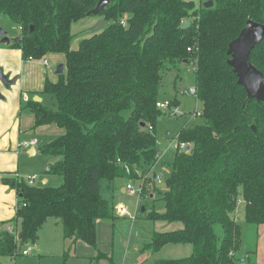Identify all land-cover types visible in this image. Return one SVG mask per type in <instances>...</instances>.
Here are the masks:
<instances>
[{"label":"trees","instance_id":"1","mask_svg":"<svg viewBox=\"0 0 264 264\" xmlns=\"http://www.w3.org/2000/svg\"><path fill=\"white\" fill-rule=\"evenodd\" d=\"M207 1L213 8H196L192 0H111L99 16L106 27L74 49L73 26L90 17L98 0H0V16L22 37L8 48L20 50L24 60L61 54L66 64L58 82L44 84L43 94L56 108L33 100L22 108L35 116L33 129L55 125L65 131L39 149L54 159L43 175L62 182L52 187L3 179L16 191L18 209L1 223L8 228L0 230V264L37 243L51 218L61 222L65 240L94 248L98 260L108 258L98 250V221L116 219L115 196L125 179L141 181V201L162 194L165 212L141 208L138 219L182 226L155 232L142 253L192 247L188 257L156 258L154 264H232L231 254L243 248L240 205L245 223L264 228V103L248 100L227 54L248 21L264 25V0ZM250 61L264 75V41ZM184 65H194L204 123L177 133L162 193L153 179L143 180L161 155L159 93L166 76ZM181 144L190 151H181Z\"/></svg>","mask_w":264,"mask_h":264},{"label":"rangeland","instance_id":"2","mask_svg":"<svg viewBox=\"0 0 264 264\" xmlns=\"http://www.w3.org/2000/svg\"><path fill=\"white\" fill-rule=\"evenodd\" d=\"M192 1L194 2V0ZM101 20H103L102 17L90 16L73 26V33L76 35V40L73 43L74 49L78 48L79 42L84 36H90L94 33V27ZM0 30L8 32V36L11 39L19 35L17 26L6 17L0 16ZM8 58L11 61L14 60V56H9ZM44 59L47 60L51 68L48 69L43 65L42 61H37V65L35 66L36 72H43L44 75L46 74L49 78H53L59 58L57 55H51ZM193 66L194 65L182 66L180 73L175 71L170 72L166 76L164 87L159 93V102L162 104L168 102L170 106L167 109L159 110L160 115L156 123V134L161 155L154 173L156 172L157 175H161L165 180L170 175V165L173 163L177 152V133L183 128H191L204 123L201 117H195L196 111H202V105L197 100L196 96L191 93L196 86V75ZM178 75L180 79L176 81ZM43 97V106L47 108H56L54 100L52 101L51 98L46 95ZM59 130L60 128L52 125L38 136V155L35 159H30V161H35L39 165L42 163L43 169L53 163L54 159L42 155L39 149L49 141L56 139ZM43 169L37 171V176L35 175L37 177L36 186L40 185L44 179H47L42 173ZM153 176L150 177V179L154 181ZM49 178L50 186H60L61 180L59 177L49 176ZM165 180L162 184L156 185V190L165 193L167 189ZM122 183L125 184L124 187H126L128 183L138 187L141 181L138 182L125 179L122 180ZM154 195V200H150L149 198L141 201L139 195L133 196L129 193L124 194L118 191L115 197V207L119 209L126 208L134 212L141 208H145L147 211L154 209L156 212H161L165 209L164 202L161 200L162 194H159L157 191ZM139 210L137 212V218L139 216ZM136 219L119 217V219L114 222L103 221L104 235L101 237V244L103 254L108 258L98 260L97 251L83 243L78 244L76 248L69 252V245L65 244L66 242L62 236L61 227L57 226V220L55 218H51L44 225L37 243L32 244L36 249L32 255L28 257L18 256L13 261L4 264H82L83 261L87 262L86 264H154L156 258L181 259L191 255L192 247L181 245L168 246V248H165L157 255L143 254V246L145 242L149 241L153 234L157 232V226L151 220ZM237 221L241 225L243 232V248L242 251L236 255L237 259H239L242 264H248L250 261H254L255 264H264V228L260 229L258 232L255 227L245 223L243 205H240L238 208ZM218 233H220L219 230ZM257 249L258 253L256 254ZM65 253H67V255H65ZM69 254H71V256L68 258ZM110 259H112V261ZM91 260L94 262L91 263Z\"/></svg>","mask_w":264,"mask_h":264},{"label":"crops","instance_id":"3","mask_svg":"<svg viewBox=\"0 0 264 264\" xmlns=\"http://www.w3.org/2000/svg\"><path fill=\"white\" fill-rule=\"evenodd\" d=\"M16 37L18 36H14V38ZM52 55H57L59 58V62L55 67L54 77L49 78V76H47L46 74L44 75L43 72H39V73L36 72L35 66L37 65L36 63L37 61L24 60L22 58V52L20 50L8 48L5 44H2L0 40V69H2L4 71V74L8 75L11 80L15 78L17 79L16 83L13 86H11L10 90L6 89L4 86H1L0 89V95H1L0 98V230L8 228V226H4L1 223L8 222L14 219L18 209V195L15 190L11 189L8 185H5L3 183V179L12 178L15 175L22 178H25L27 176H35L37 171H41L43 169L42 163H40L39 165L35 161L33 162L30 161V159L32 160L35 159V157H37L38 145H39L38 136H40V134H42L49 126L33 129L35 124V116L30 112H23L22 108L30 100L35 101V99L37 98L40 99V101H35V102H38L43 105V99H44L43 96L45 95L43 94V89L46 81L48 80L52 83H56L59 81L62 75H57L56 69L61 64L65 65V73H66L65 57L61 54H52ZM9 56H14V60L13 61L9 60L8 58ZM47 68L50 69L51 66ZM25 96H27V99L25 98ZM64 133L65 131L63 129H60L57 136L58 137L62 136ZM34 140L37 141V145H35L34 147L25 149L21 146V144L24 142H30ZM32 149H34V151ZM156 167H155V171H156ZM45 168L43 169L42 173L45 171ZM44 177L47 179H44L40 185H45L44 181H47L46 185L49 184L50 182L49 176L44 175ZM36 181L34 185L37 183ZM124 185L125 184H123L121 181L119 183L118 191H121L122 193L125 194L128 192L126 191V187H124ZM154 199H155V195L152 194L150 196V200H154ZM118 209H119L118 207L117 208L115 207L116 219L114 221L118 220L119 217H126L118 214L117 213ZM138 210L139 209H137L136 212L129 210L128 211L130 214L134 215L135 216L134 219H136ZM164 212L165 209L159 213H164ZM136 220H138V218ZM103 223L104 222L102 220L98 221V226H97L98 243H99L98 250L102 253L103 251H102L101 237L104 235ZM154 223L157 226L156 228L157 232H170L182 228V226L178 224H168L165 222H154ZM57 226H60L62 230V225L59 220H57ZM151 239L145 242V244L149 243ZM65 242H66L65 244L69 245V252L70 250L76 248L78 244L83 243V242H73V240H65ZM257 253H258V249L256 254ZM145 254L150 255L149 253H145ZM65 255H67V253H65ZM70 256L71 254L68 255V258ZM93 262L94 261L91 260V263ZM86 263L87 262L84 261L82 262V264H86Z\"/></svg>","mask_w":264,"mask_h":264},{"label":"water","instance_id":"4","mask_svg":"<svg viewBox=\"0 0 264 264\" xmlns=\"http://www.w3.org/2000/svg\"><path fill=\"white\" fill-rule=\"evenodd\" d=\"M111 0H98L97 6L94 10L89 12L90 16L99 17L103 11L110 5ZM214 6L213 1H207L204 3L206 9H211ZM191 22L188 21L184 25V29L189 28ZM106 27V22L101 20L94 27L93 31L98 32ZM34 27L30 28V33H32ZM1 43L10 45L13 42H18L22 40V37L18 36L11 39L8 36V32L0 30ZM264 41V25L255 23L253 21H248L245 28L240 32L238 37L231 41L228 47V65L233 69L234 73L238 78V84L242 86L246 93L248 100H256L257 102L264 103V75L251 63L250 55ZM57 75L65 74V65L61 64L56 69ZM15 79H10L8 75L4 74V71L0 69V89L4 86L6 89H10L16 83ZM195 94V89L191 91ZM1 98V95H0ZM35 101H40V99H35ZM34 151V149H32ZM48 166L45 171L48 172ZM47 181H44L46 185ZM145 212V208L142 209ZM11 262V259L8 260Z\"/></svg>","mask_w":264,"mask_h":264},{"label":"built area","instance_id":"5","mask_svg":"<svg viewBox=\"0 0 264 264\" xmlns=\"http://www.w3.org/2000/svg\"><path fill=\"white\" fill-rule=\"evenodd\" d=\"M194 2H196V8H199L201 5H203L205 2H207V0H194ZM122 25L126 26V21L125 20L122 21ZM40 61H42L43 65L49 67V64H48L46 59H43V60H40ZM25 98L27 99V96H25ZM169 106H170V104L168 102H166L164 104H162V103H158L157 104V108L159 110L167 109V108H169ZM201 115H202L201 111L200 112H198V111L195 112V117H201ZM35 145H37V141H35V140L34 141H30V142H24V143L21 144V146L23 148H25V149H28L30 147H34ZM177 148H178V146H177ZM179 149L181 151L186 152V153H188L190 151V147L188 145H186V144H181L179 146ZM153 175L147 176L143 181L148 180V179H150V177L153 176L155 185H160V184H162L164 182L165 179L161 175H157L156 172L153 173ZM15 177L23 179L24 181H26L30 185H34V183H35V181L37 179L36 176H27L25 178H22V177H18L17 175H15ZM126 191L130 195H133V196L139 195V197H140V195L142 193V185L139 184V186L136 187L135 185L129 183L126 186ZM118 213L120 215L129 217L130 219H134L135 218L134 215L130 214L129 211L126 208L118 209ZM35 250L36 249L33 247L32 244H28L22 249L21 254H22V256L27 257V256L32 255L35 252ZM231 255L233 257L232 264H242V263H240L239 259H237L236 255H234V254H231Z\"/></svg>","mask_w":264,"mask_h":264}]
</instances>
